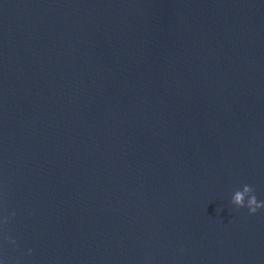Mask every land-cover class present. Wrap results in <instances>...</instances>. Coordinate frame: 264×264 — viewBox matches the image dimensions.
I'll list each match as a JSON object with an SVG mask.
<instances>
[{"label": "water", "instance_id": "1", "mask_svg": "<svg viewBox=\"0 0 264 264\" xmlns=\"http://www.w3.org/2000/svg\"><path fill=\"white\" fill-rule=\"evenodd\" d=\"M245 184L264 0H0V264H264Z\"/></svg>", "mask_w": 264, "mask_h": 264}, {"label": "clouds", "instance_id": "2", "mask_svg": "<svg viewBox=\"0 0 264 264\" xmlns=\"http://www.w3.org/2000/svg\"><path fill=\"white\" fill-rule=\"evenodd\" d=\"M232 204L235 205L237 209L247 208L249 214L256 215L260 210H264V201L258 199L255 194V189L248 184L243 185L242 190L237 189L232 196ZM16 217V212H11V218ZM10 218L7 214V209H5V215L2 219V224L6 228L10 223ZM7 242L16 245V239L6 236ZM32 254V250H29V255Z\"/></svg>", "mask_w": 264, "mask_h": 264}]
</instances>
